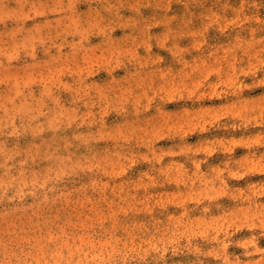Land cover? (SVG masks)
Masks as SVG:
<instances>
[{
  "label": "rangeland",
  "instance_id": "374dc122",
  "mask_svg": "<svg viewBox=\"0 0 264 264\" xmlns=\"http://www.w3.org/2000/svg\"><path fill=\"white\" fill-rule=\"evenodd\" d=\"M0 264H264V0H0Z\"/></svg>",
  "mask_w": 264,
  "mask_h": 264
}]
</instances>
